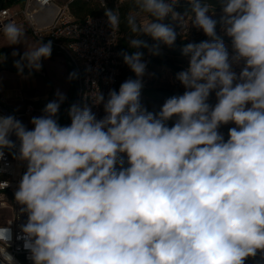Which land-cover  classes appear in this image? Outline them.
<instances>
[{"label": "clouds", "instance_id": "1", "mask_svg": "<svg viewBox=\"0 0 264 264\" xmlns=\"http://www.w3.org/2000/svg\"><path fill=\"white\" fill-rule=\"evenodd\" d=\"M179 2L131 0L135 10L123 18V0L103 8L113 37L123 22L130 49L159 55L158 44L140 37L173 47L179 34L163 21L183 22ZM187 2L192 26L208 39L182 47L189 63L175 79L185 91L159 112L141 103L144 53L122 51L136 78L91 97L103 106L101 118L73 103L70 125L61 126L67 97L59 89L31 129L0 114V161L7 151L26 165L14 198L27 220L15 240L32 264H246L264 253V0H220L218 17L207 0ZM0 33L8 46L27 37L15 22ZM52 51L42 37L22 54L14 48L17 74L39 72ZM7 59L0 51V65ZM241 62L237 74L233 65ZM76 78L69 73V81ZM229 124L225 139L220 129ZM12 242L11 223L0 226V264H18Z\"/></svg>", "mask_w": 264, "mask_h": 264}, {"label": "built area", "instance_id": "2", "mask_svg": "<svg viewBox=\"0 0 264 264\" xmlns=\"http://www.w3.org/2000/svg\"><path fill=\"white\" fill-rule=\"evenodd\" d=\"M9 1L3 0L0 8V25L15 22L23 27L27 35L37 41L41 37L45 43L52 40V52L62 56L70 72L78 73V78L73 80L76 83L75 103L81 107L87 104L97 114V117L101 118L103 106H93L91 97L98 91L107 96L109 89H115L118 85L123 69V63L117 50L118 32L114 37L112 36L105 14L77 19L70 11V4L75 0H48L46 5H42L41 0H24L23 3L12 4ZM81 1L96 4L103 12L104 4L108 8L111 2L113 10L117 7V0ZM188 21L189 17L183 18V22H174L173 28L181 39H186L190 34ZM8 63L13 65V60ZM97 66H99L98 69ZM235 67L236 65H233V69ZM35 73L44 75L40 71ZM20 102L23 104L22 110L13 112L0 98V114L15 115L31 129V118L42 115V110L47 103L37 104L23 99H20ZM70 123L71 120L66 114L63 124L67 126ZM0 168H3L0 181L9 182V187L0 188V226H8L11 223L13 231V242L8 251L14 255L18 264H32L26 258L28 253L22 247L23 242L15 240V235L20 232V225L27 220L26 215H17L20 205L14 198V192L26 170V165L14 159L12 154L6 151L5 160L0 161ZM257 254V264H264V253L258 252Z\"/></svg>", "mask_w": 264, "mask_h": 264}, {"label": "trees", "instance_id": "3", "mask_svg": "<svg viewBox=\"0 0 264 264\" xmlns=\"http://www.w3.org/2000/svg\"><path fill=\"white\" fill-rule=\"evenodd\" d=\"M24 0H10L9 3H23ZM208 3H210L213 8L215 9L216 16L218 17L220 14V0H207ZM120 8V13L121 17L123 18L125 15H127L129 12L134 11V6L131 3V0H124L122 4L119 5ZM108 9H114L113 4L110 2L108 4ZM116 9V8H115ZM177 12H179L183 17H189V22L191 23L192 20V12H191V7L188 4L187 0H180L178 6L175 9ZM70 11L74 15L75 18L77 19H82L85 16H99L103 14L104 12L99 8L98 5L96 4H89L86 2H83L81 0H75L70 4ZM163 23L170 25L174 27L173 20L171 16L165 18ZM217 33L218 35L222 36V30L221 27L218 25L217 26ZM129 31L126 28L125 24L122 22L121 27L118 31V42H117V50L119 53L122 51H140L144 53L143 59L144 61L147 62V69L150 72L156 71V70H167L175 79L176 74L180 71L185 70V68L188 67V57H185L182 54V47L189 42H201L204 40H207L208 37L205 35H199L194 33L193 31H190L189 36L186 39H181L177 37V40L175 42V45L171 48L167 47L166 45L160 44L157 41H153L151 37L148 36H141L140 38L147 41L149 45H154L158 44L159 45V55H150L147 49L140 48V49H130L128 46V38H129ZM224 42L228 43L231 45V40L225 38L223 36ZM4 54L8 56L7 61L4 63H8L10 60L12 61L13 58L11 57V54L6 52L5 50L1 49ZM120 60L123 63V69L121 71L120 79H126V77H132V71L128 68L126 64L123 62V57L121 55ZM18 58V57H17ZM2 64V65H4ZM0 65V66H2ZM25 73H27V69H25ZM153 75V74H152ZM119 79V82H120ZM157 81V71L154 76H152V79L150 82L143 84L142 90H141V95L145 97L146 99L152 101L155 104H163L166 99L172 97V96H178L182 95L184 93V90H170L167 88H160L156 87ZM175 88H179L182 86L176 79H175ZM119 84V83H118ZM117 91L119 90L118 85L115 88ZM148 111L151 112H159L154 110L153 108L146 107ZM59 116V123L61 126L64 123V116L58 115ZM168 126H172L174 123V120H170L167 122ZM231 126H222L220 131L224 134L225 139H227V133L228 129ZM126 159V158H125ZM127 166V165H125ZM257 258L258 254L255 258H249L246 261V264H257Z\"/></svg>", "mask_w": 264, "mask_h": 264}, {"label": "rangeland", "instance_id": "4", "mask_svg": "<svg viewBox=\"0 0 264 264\" xmlns=\"http://www.w3.org/2000/svg\"><path fill=\"white\" fill-rule=\"evenodd\" d=\"M183 18H187V17H183ZM140 19L143 20L145 19V17L141 16ZM174 22L176 21L173 20V23ZM188 23H189L191 32L193 31L196 34L204 35L202 31H199L196 28H194L192 26V23H190L189 21ZM221 34L222 36H224L223 32ZM224 37L230 40V38H228L227 36H224ZM37 42L38 41L34 40L32 37L27 35L24 45L8 46L7 40L3 37V34L0 33V47L2 46L5 47L6 50L9 51L10 53L14 50V48L17 49L20 53H23L25 49H30V48L37 46ZM225 45L227 46L228 51L232 54L231 45L228 43H225ZM243 66H244L243 62H241L239 65H236V67L233 70L238 74L241 71ZM65 67L67 68L64 60H62V58L58 55H53L47 60H42V68L44 69L47 77L46 79H40V82L44 84L43 87H45V89H48L50 92L51 91L53 92L52 94L53 100L55 99V93L57 89H59L62 93H65V85L67 82V69H68V68L66 69ZM156 71H157V81L155 84L156 87L167 88L170 90H184L185 91L183 86H180L179 88H175V84H174L175 79L167 70H162V71L156 70ZM156 71L151 72L153 74L151 75V79H152V76L156 74ZM11 72L12 71L10 70L0 71V86L3 87L5 90H8V89L15 90L17 88L16 80L9 77ZM128 78L129 77H126V79ZM130 78L135 79L136 78L135 74L132 73V77ZM126 79H120L118 87ZM71 99H72V95H69L67 97V101L64 105V108L61 111H59L58 115L65 116L67 114V109L71 105ZM215 102H216L215 93L213 92L209 98V103L214 105ZM141 103L144 107H150L156 111H159L161 106L163 105V104H155L152 101L143 97L142 95H141ZM103 115H104V112H103ZM226 126L233 127L234 125L229 124Z\"/></svg>", "mask_w": 264, "mask_h": 264}, {"label": "crops", "instance_id": "5", "mask_svg": "<svg viewBox=\"0 0 264 264\" xmlns=\"http://www.w3.org/2000/svg\"><path fill=\"white\" fill-rule=\"evenodd\" d=\"M1 49L11 54L9 51L6 50L5 47L2 46L0 47V50ZM53 55H57V54L52 52L51 56ZM60 57L62 58V56ZM62 60L64 59L62 58ZM40 72L44 73V75L41 76L34 72L32 76L27 79H24L20 75H18L17 70L11 72L9 77L16 80L17 88L15 90H9V89L5 90L3 87L0 86V98L10 110H12L13 112H20L22 110L23 104L20 102V99H23L25 101H31L37 104L48 103L53 100L52 99L53 92L52 91L50 92L48 89H45V87H43L44 84L40 82V79H46L47 77L46 73L43 68L40 70ZM69 73L71 72L69 71V69H67V82L65 85V93H64L66 97H68L69 95L73 96L74 81L68 80ZM24 75L27 76V73H24ZM151 75L152 73L150 71L146 72L145 76L142 78V83L145 84L151 81ZM66 101L67 99L61 105L59 111H61L64 108Z\"/></svg>", "mask_w": 264, "mask_h": 264}, {"label": "water", "instance_id": "6", "mask_svg": "<svg viewBox=\"0 0 264 264\" xmlns=\"http://www.w3.org/2000/svg\"><path fill=\"white\" fill-rule=\"evenodd\" d=\"M2 5H3V0L0 1V8L2 7ZM5 70L16 71V68L11 63H6L0 66V71H5ZM75 100H76V83L74 82L71 104L75 103ZM62 126H65V124H63Z\"/></svg>", "mask_w": 264, "mask_h": 264}]
</instances>
